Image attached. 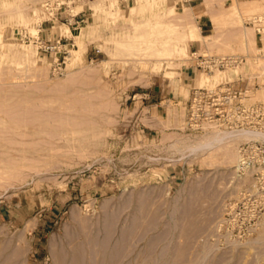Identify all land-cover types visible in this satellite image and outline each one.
I'll return each mask as SVG.
<instances>
[{"label": "rangeland", "instance_id": "374dc122", "mask_svg": "<svg viewBox=\"0 0 264 264\" xmlns=\"http://www.w3.org/2000/svg\"><path fill=\"white\" fill-rule=\"evenodd\" d=\"M112 1L0 0V264H264V186L233 173L239 143L256 136L196 155L187 149L210 125L186 124L192 89L234 73L200 74L196 55H242L235 72L264 76V33L248 24L264 30V0L226 3L211 35L161 57L134 24L158 12L186 29L194 5L215 0H173L180 15L164 0L152 14L114 0L116 17L91 6ZM54 7L67 21L48 20ZM38 37L61 46L45 55ZM22 47L33 63L16 65ZM230 207L235 228L221 224Z\"/></svg>", "mask_w": 264, "mask_h": 264}, {"label": "built area", "instance_id": "2783aa9c", "mask_svg": "<svg viewBox=\"0 0 264 264\" xmlns=\"http://www.w3.org/2000/svg\"><path fill=\"white\" fill-rule=\"evenodd\" d=\"M51 21L65 15L51 9ZM53 14V15H52ZM48 22V21H47ZM254 18L248 24L254 25L255 32L260 34L262 26ZM46 31V29H44ZM60 38H37L38 51L43 54L55 53L61 46ZM194 66L201 73L222 72L234 70L231 77L227 76L217 82L206 85L197 84L191 91L186 124L200 129L203 124H214L228 131H247L256 134L255 138L244 139L238 145V159L233 168L237 179L247 180L252 186H264V77L252 75L241 77L235 70L245 63L242 55L198 54ZM260 88L262 96L255 97V91ZM239 212L236 207H230L222 217L221 224L226 228H235ZM221 225V226H222Z\"/></svg>", "mask_w": 264, "mask_h": 264}, {"label": "bare ground", "instance_id": "6f19581e", "mask_svg": "<svg viewBox=\"0 0 264 264\" xmlns=\"http://www.w3.org/2000/svg\"><path fill=\"white\" fill-rule=\"evenodd\" d=\"M157 1V0H156ZM165 3L168 5L169 7V13H166L168 15H173V14H179L181 12L176 11V9L174 8V6H172V1L173 0H164ZM138 2V1H137ZM136 2V3H137ZM155 0H142L139 2V4H137V6H135L136 8L132 9V11H135L136 9H139L141 11L144 10H148L150 8H152V6L154 5ZM182 3V2H181ZM19 4V3H18ZM5 7H10L13 6V3H9V2H4ZM17 5V4H16ZM15 5V6H16ZM156 5V4H155ZM166 5V6H167ZM92 9L95 10H99V13L102 12L105 15H110L111 17H116L119 16L118 14V8L116 9L115 7V1L113 0L110 3V6L107 7L109 10L113 9L112 12L107 11L106 7L101 6V4H99V2H97L96 4L91 5ZM156 7V6H155ZM149 11V10H148ZM184 11V7L182 9V12ZM150 12V11H149ZM22 13V11H21ZM20 11L17 12L18 15H21ZM151 13V12H150ZM158 13V12H157ZM157 13H153V15L150 16V18H148L146 21L141 22V23H135V27L136 29H138L139 27L142 28H146L145 30H143V32L139 33V34H135L133 35L134 39L136 38L137 40H140V43L145 42L148 46H156V48H158V50H155V54L157 56H163V55H170V54H185L186 52V44L188 41H193L196 38H200V36L197 33V27L193 25L187 26V28L185 29V27L178 28L177 26H173L169 23H164L162 22V20L164 19V17L166 16L165 13L164 14H157ZM152 14V13H151ZM23 15V13H22ZM99 17V14H92L90 16V20H94L97 19ZM99 19V18H98ZM96 22V21H95ZM91 23V22H90ZM94 23V21L92 22V24ZM62 28V27H61ZM73 29V28H72ZM199 30V29H198ZM6 31V30H5ZM58 31V30H57ZM64 31V30H63ZM71 31V30H70ZM66 32V31H65ZM128 32V31H127ZM261 34L264 33V30H260L259 31ZM95 33V32H94ZM7 34V33H6ZM154 34H157L158 36H154L155 38L153 40H149L147 39L149 36H152ZM120 36V34H119ZM129 37V35H126ZM78 37V36H77ZM125 37V36H124ZM106 38V37H105ZM123 38V37H122ZM113 39V37H112ZM135 39V40H136ZM7 41V40H6ZM116 42V44H122L121 41L118 40H114ZM127 41H131L128 40ZM134 41V40H133ZM135 42V41H134ZM180 42H183L184 44L182 46H180ZM80 43V42H79ZM130 44V43H129ZM135 44V43H134ZM137 44V43H136ZM144 44V43H143ZM9 46H11L12 44L9 43ZM128 46V44H126ZM140 45V44H139ZM18 46V45H17ZM119 46V45H118ZM143 46V45H142ZM147 46V47H148ZM158 46V47H157ZM125 47V46H124ZM131 47V46H130ZM130 47H126V48H130ZM14 48V47H13ZM16 48V47H15ZM137 48V47H136ZM143 48V47H142ZM153 48V47H152ZM22 49L24 51L17 53V58L19 59V61L16 62V65H20L23 63H33L34 62V55L35 52L33 50H30L28 48L22 47ZM132 49V48H131ZM139 49V48H137ZM144 49V48H143ZM147 49V48H146ZM11 50V49H10ZM133 50V49H132ZM136 50V49H135ZM149 50V49H148ZM80 51V50H79ZM139 51V50H138ZM150 51V50H149ZM148 51V52H149ZM152 51V49H151ZM150 51V52H151ZM76 52V51H75ZM133 52V51H132ZM145 52V51H144ZM146 52V53H148ZM81 53V52H80ZM80 53L77 51L76 52V56H74L76 59L79 58ZM141 53V52H140ZM14 56V55H13ZM176 56V55H175ZM56 57H60V54L58 53L56 55ZM14 58V57H13ZM158 58V57H157ZM36 60V59H35ZM58 60V59H57ZM27 65V64H26ZM234 72V70H231ZM222 75V74H221ZM261 75V74H259ZM218 76V75H217ZM224 76V75H223ZM204 77V76H203ZM210 77V76H209ZM264 77V76H263ZM213 78V77H212ZM216 78V77H215ZM209 79L204 78V83H212V82H217L219 81L218 79ZM218 78V77H217ZM220 79V78H219ZM202 81V82H203ZM203 85V83H202ZM205 125H210L207 127L205 133L203 135H201L200 137L192 140V143L189 145L188 149H187V153H194L196 155H211L214 152H217L218 150H220L223 146H227L231 143H234V141L239 140L240 137H242L243 135H248V136H257L256 134H249L247 131H237V132H233V131H228L227 132H223V131H219L215 128H213V126L215 127L214 124H203L200 127V130L203 129V127H205ZM212 125V126H211ZM217 127V126H216ZM222 129V128H220ZM224 130V129H222ZM242 132H247V133H242ZM186 148V147H185ZM184 154V153H183Z\"/></svg>", "mask_w": 264, "mask_h": 264}, {"label": "crops", "instance_id": "0c3cea01", "mask_svg": "<svg viewBox=\"0 0 264 264\" xmlns=\"http://www.w3.org/2000/svg\"><path fill=\"white\" fill-rule=\"evenodd\" d=\"M188 1L189 0H183V2H188ZM254 1H258V0H215V3H213L208 7H204L202 5L203 4L202 1L198 2L197 4L194 5V6H199V9H201V13L197 16L196 19V27H197L198 35L201 38L204 36L211 35V32L214 29L213 23L211 21V16L217 14L221 8H225L226 3L230 2L231 3L230 5L234 4V6L238 8L240 5L251 3ZM200 46L204 47V44H201ZM194 52L196 51H193V53Z\"/></svg>", "mask_w": 264, "mask_h": 264}]
</instances>
